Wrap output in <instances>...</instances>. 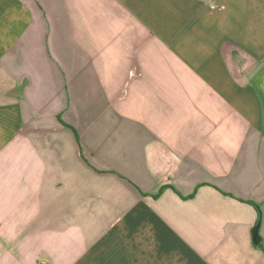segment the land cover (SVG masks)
<instances>
[{
	"label": "crops",
	"instance_id": "obj_1",
	"mask_svg": "<svg viewBox=\"0 0 264 264\" xmlns=\"http://www.w3.org/2000/svg\"><path fill=\"white\" fill-rule=\"evenodd\" d=\"M0 264H264V0H0Z\"/></svg>",
	"mask_w": 264,
	"mask_h": 264
},
{
	"label": "trees",
	"instance_id": "obj_2",
	"mask_svg": "<svg viewBox=\"0 0 264 264\" xmlns=\"http://www.w3.org/2000/svg\"><path fill=\"white\" fill-rule=\"evenodd\" d=\"M250 205H252L254 208H255V210H256V212H257V215H258V220H257V224H256V226L257 225H259V222H260V218H261V210H260V208H259V206H257L256 204H254V203H252V202H248Z\"/></svg>",
	"mask_w": 264,
	"mask_h": 264
},
{
	"label": "water",
	"instance_id": "obj_3",
	"mask_svg": "<svg viewBox=\"0 0 264 264\" xmlns=\"http://www.w3.org/2000/svg\"><path fill=\"white\" fill-rule=\"evenodd\" d=\"M253 239H254V242L257 243V240H258V225L255 226V228L253 229Z\"/></svg>",
	"mask_w": 264,
	"mask_h": 264
}]
</instances>
